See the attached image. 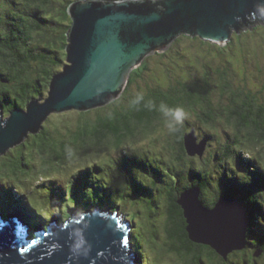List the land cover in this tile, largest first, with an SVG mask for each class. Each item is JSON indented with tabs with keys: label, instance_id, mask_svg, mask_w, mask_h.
I'll return each instance as SVG.
<instances>
[{
	"label": "trees",
	"instance_id": "1",
	"mask_svg": "<svg viewBox=\"0 0 264 264\" xmlns=\"http://www.w3.org/2000/svg\"><path fill=\"white\" fill-rule=\"evenodd\" d=\"M71 1L0 0V82L8 80L5 89L0 85V109L26 107L29 99L47 96L53 73L66 61ZM196 39L191 42L216 52L215 64L189 51L184 72L172 76L163 67L157 75L153 68L149 75L151 67L145 61L120 98L94 109L92 115L79 111L67 134L46 120L40 132L1 155L0 179L4 187L12 182L0 193V215L9 217L16 211L9 210L20 202L14 200L13 187L18 186L24 190L18 188L19 194L31 202L34 196L44 200L45 206L38 209L24 201L38 218L55 213L69 218L96 206L112 210L122 205V214H129L125 209L139 202L150 214L163 215L162 230L158 224L153 230L160 240L156 264H264V87L253 89L236 78V57L228 53L238 38L224 46ZM193 43L190 48H195ZM139 81L145 82L137 92H129ZM161 103L187 114L178 130L166 127ZM192 130L198 142L207 141L202 156L186 150L185 136ZM56 171L68 173L66 184L52 174ZM195 186L208 207L227 195L243 203L248 215L243 250L224 258L189 238L179 199ZM132 194L137 195L135 201ZM27 221L33 226L32 237L42 222L33 216ZM134 250L136 264H146V253ZM149 262L154 264L151 256Z\"/></svg>",
	"mask_w": 264,
	"mask_h": 264
},
{
	"label": "water",
	"instance_id": "2",
	"mask_svg": "<svg viewBox=\"0 0 264 264\" xmlns=\"http://www.w3.org/2000/svg\"><path fill=\"white\" fill-rule=\"evenodd\" d=\"M68 13V63L52 75L42 102L29 100L26 109L17 107L7 117L0 111V156L40 132L53 112L100 108L120 98L145 61L171 49L181 35L224 46L248 22L264 23V0H73ZM185 147L202 156L207 141L198 142L192 130ZM200 196L195 186L179 199L189 238L224 258L243 250V203L227 195L208 207ZM122 221L83 213L30 238L23 219L0 215V264H134V225Z\"/></svg>",
	"mask_w": 264,
	"mask_h": 264
},
{
	"label": "rangeland",
	"instance_id": "3",
	"mask_svg": "<svg viewBox=\"0 0 264 264\" xmlns=\"http://www.w3.org/2000/svg\"><path fill=\"white\" fill-rule=\"evenodd\" d=\"M257 22H252L251 24L248 22L247 25H245L242 30L240 31V34H232V38H235V42L237 41L238 38V42L233 43V52L230 51V53H228V56L233 58V55L236 57L234 60L237 62L236 65V73L237 76L236 78L239 79L241 77V83H247L248 86H250L251 88H256V87H261L263 85L264 87V23L263 22H259L258 25L256 24ZM257 25V27L255 28V26ZM245 30H247L246 32H244ZM46 33H52V31H47ZM181 39L179 40H175L172 44L171 49L165 51L164 53L158 55L157 57L149 60L147 63L150 65L151 67V71L149 73L150 74H154V72L152 71L153 68L156 69V75L158 74L159 71V67H163V70H168V73L170 72V74L172 76H176V73L178 74V71L180 73H183V68H184V61L189 60L188 54L187 52H191L195 57V53H197L198 57H203V59L210 61L211 64H215L216 63V58H214V54L216 53L214 50V52L209 50L208 46H202L200 45V43H193L191 42L193 39L192 37H187V36H180ZM197 40V39H196ZM200 40V39H198ZM197 40V41H198ZM230 41V40H229ZM228 41V43H229ZM191 43L196 44L194 45L195 48L193 47H189L191 45ZM226 43V44H228ZM217 44V43H216ZM168 51H170L169 53H167ZM180 53V56H179ZM190 55V53H189ZM185 56V57H184ZM164 63V65H163ZM244 64V65H243ZM180 66V68H179ZM173 68V69H172ZM262 68V69H261ZM174 72V73H173ZM148 75V76H149ZM143 82L145 81H139L137 83H134L130 86L129 88V92H137L138 91V87L141 86L142 84H144ZM150 84H147V86H149ZM262 87V88H263ZM27 107V105H26ZM25 106L21 107L20 109H25ZM84 112L89 111L88 115H92V113L95 112L94 108L90 109V110H81ZM79 110L76 109H71V110H64V111H57V112H53L49 115L48 120L50 121V125L53 128H56L55 126H59L61 127L60 130L63 131L64 133L67 134V129L68 128H72L74 127V125L76 124V120L79 118L78 115ZM92 112V113H91ZM5 117L6 114H2V117ZM187 114H186V118H187ZM46 121V122H47ZM44 122V123H46ZM162 133V131H161ZM161 136H163L161 134ZM150 140L148 139L147 142H149ZM148 145V143H145L144 146L146 147ZM115 151H113V154L115 155ZM112 158V157H111ZM2 163V159H0V165ZM82 165V164H80ZM1 171V169H0ZM53 175H58V177L60 179H62V181L66 184V180L68 179V173L63 172H53ZM1 178V175H0ZM5 180L0 179V193L5 192V188L7 190L10 189V185H11V181H6L7 183L5 184V187L3 186V184ZM15 188L17 191H15V195H14V200H20V202L18 201L17 204L15 206L14 209H16L17 207H19L21 210H19V212L23 211V214L25 215L23 217L24 218L27 216V220L30 219V217H36L38 221L42 222V227H46L49 226L51 224H55L58 222H61L63 220H66L68 218L62 217L60 215H58V213H55L56 216H50V217H45V218H38L35 214L32 213V211L30 210V208L28 206H26L24 204V201L26 199V195L23 194L24 192H22L23 195L19 194L18 188L20 191H24L23 188H20V186H18V188ZM14 191V190H13ZM125 193L130 194L131 191L126 190L125 189ZM51 197L59 199L57 194L52 193L50 194ZM132 196L134 197V201L136 200L137 195L132 194ZM34 203L36 205H34L33 201H32V205L36 206L37 208H43V206H45L44 200L42 198H36L35 196L33 197ZM132 201V200H130ZM56 204V203H55ZM57 205V204H56ZM55 205V207H57ZM120 208L122 209V205H119ZM154 206V205H153ZM156 208V206H154ZM153 207V208H154ZM95 208V207H92ZM119 208V207H117ZM154 208V209H155ZM129 214H123L125 219L128 220V218L133 222V227H132V243L134 244V247L137 250L144 251L146 253V264H150L149 262V258L150 256L152 257V261L154 262V264H156L155 261V257L159 254L160 249V240L154 235V228L155 225L158 224V230L161 231L163 228V224L161 223L162 219H163V215L162 212H158L156 211L155 213L150 214L149 212L151 211L148 206L146 204H142V203H134V207L133 209H131V207H127L125 209ZM29 213H26V212ZM122 211V210H121ZM57 212V211H56ZM29 217H28V215ZM107 214V213H106ZM12 217V216H10ZM53 221H55L53 223ZM24 225L28 226V221L24 222ZM160 233V232H159ZM139 241H141V243H139ZM141 244V245H140ZM146 245V247H145ZM150 248V249H148ZM151 250L153 251L151 253ZM150 254V255H149ZM183 264V261H179V263H170V264ZM162 264H169V263H165L163 262Z\"/></svg>",
	"mask_w": 264,
	"mask_h": 264
},
{
	"label": "clouds",
	"instance_id": "4",
	"mask_svg": "<svg viewBox=\"0 0 264 264\" xmlns=\"http://www.w3.org/2000/svg\"><path fill=\"white\" fill-rule=\"evenodd\" d=\"M67 13H68V9H67ZM68 15L70 16V14L68 13ZM70 19H71V16H70ZM71 22H72V19H71ZM67 53V52H66ZM68 63V61H67V54H66V61H65V63L63 64V66H62V68H61V70H63V67L66 65ZM61 70H59V71H61ZM59 71H57V72H59ZM57 72H55V73H57ZM55 73H53V74H55ZM7 83H8V80H2V82H0V85L1 86H4V89H5V87H6V85H7ZM50 83V82H49ZM48 86H49V84H48ZM49 88H50V86L48 87V89H47V96H48V91H49ZM47 96H45L44 98H46ZM44 98H31V99H29V100H32V99H36V100H39L40 102H42L43 100H44ZM28 100V101H29ZM27 101V102H28ZM15 108H17V107H14L13 109H15ZM18 108H21V107H18ZM13 109H11V110H9V111H12ZM26 109V108H25ZM96 109V108H95ZM76 110H78V109H76ZM0 111L1 112H3L4 114H6V116L5 117H7V116H9L10 115V112L9 111H5L4 109H0ZM79 111H81V110H79ZM160 111L162 112V114H163V116L166 118V127L169 129V131H176V130H178V126H180V125H182L183 124V122H184V119L186 118V113H185V111L182 109V108H180V107H177V108H169L167 105H165L164 103H161L160 104ZM207 149V148H206ZM27 200H29V197H27L26 198ZM95 208H98V209H100V210H106V208H100V207H95ZM95 208H91V209H95ZM245 208V207H244ZM108 209V211L109 212H112V211H119L121 214H122V211H121V209L120 208H114V209H112V210H110L109 208H107ZM90 210V209H89ZM245 211H246V209H245ZM95 211L93 210V211H91L90 210V213H94ZM247 213V212H246ZM124 217V216H123ZM124 219H125V217H124ZM125 221H128V220H126L125 219ZM128 222H130V221H128ZM132 224V223H131ZM25 229H26V227H25ZM132 230V229H131ZM33 230L32 229H30L29 230V232H32ZM133 248H134V246H133ZM134 264H136V256L134 255Z\"/></svg>",
	"mask_w": 264,
	"mask_h": 264
},
{
	"label": "bare ground",
	"instance_id": "5",
	"mask_svg": "<svg viewBox=\"0 0 264 264\" xmlns=\"http://www.w3.org/2000/svg\"><path fill=\"white\" fill-rule=\"evenodd\" d=\"M28 197V196H27ZM27 202H28V205L30 206H32V202H31V200L29 199V200H27ZM36 209H38L37 207H36ZM19 210H21L19 207H17L16 208V211H13V212H11L10 214H9V217L10 216H12L13 218H20V219H23V217L25 216L24 214H23V211H21V212H19ZM86 210V209H85ZM94 209H91V211H93ZM37 211V210H36ZM26 213H29L28 211L26 212ZM83 213H87V214H91L90 213V211H83V212H80L79 214L77 213V211L76 212H73V215L71 216V217H69V218H72V217H75V216H77V215H80V214H83ZM123 214H125L124 212H123ZM28 215V214H27ZM33 216V215H32ZM52 216H56V214H53ZM29 217V216H28ZM66 218V217H65ZM68 218V219H69ZM27 221V216L24 218V220H23V222H26ZM55 221H53V223H54ZM30 222H28V226H30L31 228L33 227L32 226V224H29ZM52 225V224H51ZM27 225H25V227H28ZM45 227V226H44ZM44 227H40L39 229H38V232L42 229V228H44ZM28 235H29V237H30V234H29V232H28ZM31 238V237H30ZM133 242V241H132Z\"/></svg>",
	"mask_w": 264,
	"mask_h": 264
}]
</instances>
